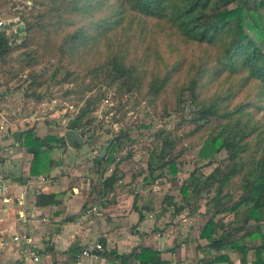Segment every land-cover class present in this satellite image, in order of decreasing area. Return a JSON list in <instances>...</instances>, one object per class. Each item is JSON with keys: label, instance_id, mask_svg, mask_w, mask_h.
<instances>
[{"label": "trees", "instance_id": "trees-1", "mask_svg": "<svg viewBox=\"0 0 264 264\" xmlns=\"http://www.w3.org/2000/svg\"><path fill=\"white\" fill-rule=\"evenodd\" d=\"M7 1L0 0V8ZM26 1L31 5L19 12L23 28H17L21 42L12 48V34L0 31V62L12 51H22L23 98L42 101L39 90L49 80L35 69L54 59V79L61 69L74 67L56 84L79 81L85 72L89 82L84 93L104 80L120 99L135 97L136 104L144 102L154 114L181 112L178 136L156 134L161 149L151 152L144 181L161 178L165 169L175 178V147L202 141L197 159L215 167L208 175L195 168L179 190L192 214L198 210L193 203L206 201L207 220L198 235L206 245L198 248L212 255L202 262L232 264L223 254L232 250L241 264H247L250 252L252 264H264V0ZM99 98L84 101L68 131L83 137L95 121ZM133 142L128 129L121 128L109 141L108 157L95 159L101 198L114 195L124 177L117 164L105 177L107 168L100 171L101 164H113L116 149ZM18 144L32 155L30 173L37 176L52 167L47 153L67 142L53 135L40 138L30 129ZM73 147L80 144L74 141ZM221 153L224 157L217 161ZM232 185L240 192L235 201L225 193ZM59 196L39 194L36 205H57ZM136 203L137 196L135 210ZM167 203L175 208L172 197ZM226 215L228 222L216 220ZM119 258L168 264L160 252L143 247Z\"/></svg>", "mask_w": 264, "mask_h": 264}, {"label": "crops", "instance_id": "crops-1", "mask_svg": "<svg viewBox=\"0 0 264 264\" xmlns=\"http://www.w3.org/2000/svg\"><path fill=\"white\" fill-rule=\"evenodd\" d=\"M23 132L9 133L6 125L0 133V264H139L119 258L139 247L160 252L168 264H204L211 257V252L198 248L206 245L199 233L191 238L188 231L184 237L179 232L181 214L156 215L143 197H137L135 210L131 196H92L90 180H80L91 176V164L80 167L81 148L67 146L64 154L54 147L47 153L46 160L52 162L49 171L31 175L33 157L16 141ZM39 194L60 195L59 204L37 206ZM95 244L103 248L99 254L90 251ZM84 250L91 256H82ZM223 254L232 264H241L238 253ZM253 261L250 252L247 264Z\"/></svg>", "mask_w": 264, "mask_h": 264}, {"label": "rangeland", "instance_id": "rangeland-1", "mask_svg": "<svg viewBox=\"0 0 264 264\" xmlns=\"http://www.w3.org/2000/svg\"><path fill=\"white\" fill-rule=\"evenodd\" d=\"M30 5L31 3L26 0H8L7 4L0 8V21L3 22L5 28L9 25L8 34L7 31L6 34H12V48L18 45L23 37L22 34L17 33L19 24H23L19 22V12L24 11L25 7ZM21 59L22 51L14 50L0 62V111L5 110L3 111V118L0 117V126L7 125L9 133H11V129L16 134L31 129L35 135L39 134L41 138L47 135L65 137V133L68 131V122L76 117L84 101L88 97H97L98 95L100 98L96 103V111L93 113L95 121L85 128L84 135L81 138L82 145L79 147L83 149L80 153L82 158L79 162L80 167H87L88 164H91V176H84L80 180L86 182L90 180L92 196H100L99 176L94 161L99 157L104 147L109 148V141L112 136L121 128H127L130 138L134 142L116 149L113 154V164L106 165L102 163L100 166V171L107 168L105 174V177H107L112 173L114 165L117 164L119 173L124 176L122 182L118 183L115 189L114 197L123 195L133 198L137 196L140 199L143 197V200L146 199L153 207L156 215L164 214L163 216H165L168 214L170 218L175 214V210L183 207V210L179 213L181 214L179 220L183 224H178L179 232L182 233L183 237L187 231L191 238L197 236L207 220L205 217L206 201L202 199L193 203V209L198 210L192 214L190 208L182 202V195L179 190L182 182L195 168L200 169L204 175H208L215 167L204 166L205 162L197 159L202 141L193 140L189 148L182 149L187 145L183 141L175 147L173 153L176 155L178 162V172L175 178L165 169L163 170L164 176L161 178L151 180L148 183L144 181L149 175L147 165L151 152L154 149L157 151L161 149L160 141L155 138L156 134L178 136L177 124L182 113L167 111L160 112L158 115L154 114L144 102L136 104L135 97L128 100L126 98L120 99L116 95L115 89L106 87L107 82L104 80L97 83L93 92L84 93V85L89 82V77L86 76L85 72L80 73L79 81L71 84H56L55 82L59 81L64 73L72 71L74 67L61 69L54 79L52 78L56 68V60L54 59H48L35 69L38 73H43L46 79L49 80L47 82L49 85H45L39 90L42 101L35 103L32 100L23 98L22 90L25 88L23 82L25 73L19 69ZM74 90L77 93H74ZM186 104L188 103L186 102ZM188 111L189 108H186L185 114H188ZM17 139H19L18 135H16V141H18ZM67 146V144L61 146L60 151L65 154L68 150L66 149ZM107 152L105 157H108ZM223 157L222 153L216 155L217 161L223 159ZM82 174L85 175V172L83 171ZM225 193L232 194V200L235 201L240 192L232 185ZM168 197H172L175 208L168 205ZM170 218L168 221H170ZM230 219L229 215L216 218L217 221L224 222H228Z\"/></svg>", "mask_w": 264, "mask_h": 264}, {"label": "water", "instance_id": "water-1", "mask_svg": "<svg viewBox=\"0 0 264 264\" xmlns=\"http://www.w3.org/2000/svg\"><path fill=\"white\" fill-rule=\"evenodd\" d=\"M20 19H21V17H19V21H20ZM19 28L22 29V28H23V24H19ZM0 31H3V32H4V31H5V27H3ZM65 138H66L67 145L70 146V147L73 146L74 141H76V142H78L80 145H82V141H81L80 136H79L77 133H75L74 131H67V132L65 133ZM107 148H108V147L106 146V147H104V148L101 150V152H100V154H99V158H100V159H102V158L105 157V154H106V152H107Z\"/></svg>", "mask_w": 264, "mask_h": 264}, {"label": "built area", "instance_id": "built-area-1", "mask_svg": "<svg viewBox=\"0 0 264 264\" xmlns=\"http://www.w3.org/2000/svg\"><path fill=\"white\" fill-rule=\"evenodd\" d=\"M4 26H3V22L2 21H0V30L3 28ZM5 130V126H0V133L1 132H3ZM14 240L15 241H19V239L16 237V238H14ZM26 240V239H25ZM27 241V243L29 242V240H26ZM91 252H99V251H103V248L101 247V245L100 244H95L93 247H92V249L90 250ZM89 250H84V251H82V253H81V255L82 256H91V252H90ZM32 259H33V261H37L38 259L34 256V255H32ZM238 262V261H237Z\"/></svg>", "mask_w": 264, "mask_h": 264}]
</instances>
